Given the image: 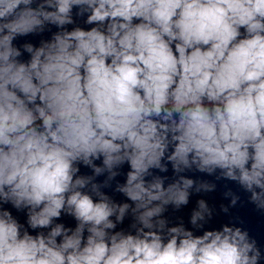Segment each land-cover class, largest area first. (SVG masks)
Masks as SVG:
<instances>
[{
    "label": "clouds",
    "instance_id": "obj_1",
    "mask_svg": "<svg viewBox=\"0 0 264 264\" xmlns=\"http://www.w3.org/2000/svg\"><path fill=\"white\" fill-rule=\"evenodd\" d=\"M221 181L230 222L169 218ZM245 203L264 217V0H0V264H264Z\"/></svg>",
    "mask_w": 264,
    "mask_h": 264
}]
</instances>
